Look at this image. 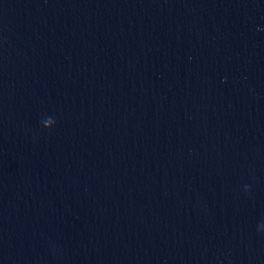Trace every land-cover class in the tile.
Masks as SVG:
<instances>
[{"label": "water", "instance_id": "water-1", "mask_svg": "<svg viewBox=\"0 0 264 264\" xmlns=\"http://www.w3.org/2000/svg\"><path fill=\"white\" fill-rule=\"evenodd\" d=\"M0 264H264V0H0Z\"/></svg>", "mask_w": 264, "mask_h": 264}]
</instances>
